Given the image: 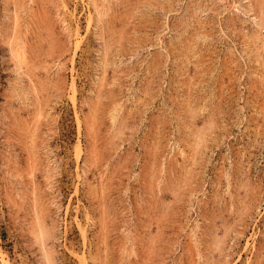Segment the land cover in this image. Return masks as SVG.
<instances>
[{
    "label": "rangeland",
    "instance_id": "obj_1",
    "mask_svg": "<svg viewBox=\"0 0 264 264\" xmlns=\"http://www.w3.org/2000/svg\"><path fill=\"white\" fill-rule=\"evenodd\" d=\"M0 264H264V0H0Z\"/></svg>",
    "mask_w": 264,
    "mask_h": 264
}]
</instances>
